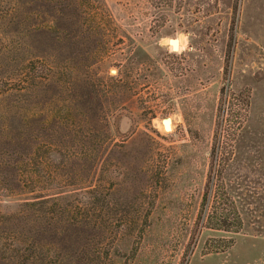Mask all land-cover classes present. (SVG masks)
<instances>
[{
  "label": "rangeland",
  "instance_id": "1",
  "mask_svg": "<svg viewBox=\"0 0 264 264\" xmlns=\"http://www.w3.org/2000/svg\"><path fill=\"white\" fill-rule=\"evenodd\" d=\"M0 264H264V0H0Z\"/></svg>",
  "mask_w": 264,
  "mask_h": 264
},
{
  "label": "trees",
  "instance_id": "2",
  "mask_svg": "<svg viewBox=\"0 0 264 264\" xmlns=\"http://www.w3.org/2000/svg\"><path fill=\"white\" fill-rule=\"evenodd\" d=\"M231 218H234V219L231 220L229 214H227L225 218L222 219V221H219L220 222L219 230L228 231L229 229L232 228V226H234V228L238 227V229H240L243 226V223H242V220L239 214L238 216L236 215V218L235 217H231ZM219 222L217 220L216 226L218 225Z\"/></svg>",
  "mask_w": 264,
  "mask_h": 264
},
{
  "label": "bare ground",
  "instance_id": "3",
  "mask_svg": "<svg viewBox=\"0 0 264 264\" xmlns=\"http://www.w3.org/2000/svg\"><path fill=\"white\" fill-rule=\"evenodd\" d=\"M170 44L172 46L173 49H178L179 47V42L177 41H170ZM170 46V47H171ZM172 120L171 119H168V120H165L162 122V128L166 131L170 130L172 128Z\"/></svg>",
  "mask_w": 264,
  "mask_h": 264
}]
</instances>
